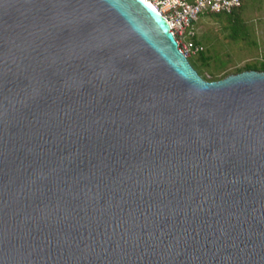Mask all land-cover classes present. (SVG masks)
<instances>
[{"label": "water", "instance_id": "water-1", "mask_svg": "<svg viewBox=\"0 0 264 264\" xmlns=\"http://www.w3.org/2000/svg\"><path fill=\"white\" fill-rule=\"evenodd\" d=\"M0 264H264V71L145 0H0Z\"/></svg>", "mask_w": 264, "mask_h": 264}, {"label": "rangeland", "instance_id": "rangeland-1", "mask_svg": "<svg viewBox=\"0 0 264 264\" xmlns=\"http://www.w3.org/2000/svg\"><path fill=\"white\" fill-rule=\"evenodd\" d=\"M238 15L247 26V33L238 39L232 36L235 19L206 15L196 23L197 41L203 45L207 61L203 62L199 55L189 58L199 74L209 81L264 63V0H244Z\"/></svg>", "mask_w": 264, "mask_h": 264}, {"label": "built area", "instance_id": "built-area-1", "mask_svg": "<svg viewBox=\"0 0 264 264\" xmlns=\"http://www.w3.org/2000/svg\"><path fill=\"white\" fill-rule=\"evenodd\" d=\"M167 21L175 35L179 49L188 57L204 50L194 39L196 23L202 16L232 14L243 0H145Z\"/></svg>", "mask_w": 264, "mask_h": 264}, {"label": "trees", "instance_id": "trees-1", "mask_svg": "<svg viewBox=\"0 0 264 264\" xmlns=\"http://www.w3.org/2000/svg\"><path fill=\"white\" fill-rule=\"evenodd\" d=\"M244 6V0H243V3H242V6L235 10L232 14H212V16H215V17H228V19L230 20H234L235 19V24L232 26V36L234 39H238V37L243 33V34H246L247 33V26H245V23L244 22H240V19H239V15H238V12L243 8ZM234 22V21H233ZM194 41L199 44V45H202L199 41H197V36L195 37ZM203 46V45H202ZM204 51H201L200 53L196 54V55H199V59H202L203 62H206L207 61V58L204 56ZM191 64L193 65V67L195 68L194 66V62L189 58ZM196 69V68H195ZM245 70H262L264 71V63L261 65V66H247L245 68ZM239 72H242V70H240ZM227 75H224L222 78H215L214 81H217V80H220V79H223L225 78Z\"/></svg>", "mask_w": 264, "mask_h": 264}, {"label": "bare ground", "instance_id": "bare-ground-1", "mask_svg": "<svg viewBox=\"0 0 264 264\" xmlns=\"http://www.w3.org/2000/svg\"><path fill=\"white\" fill-rule=\"evenodd\" d=\"M152 9H155V8H153V6H151V5H149Z\"/></svg>", "mask_w": 264, "mask_h": 264}]
</instances>
